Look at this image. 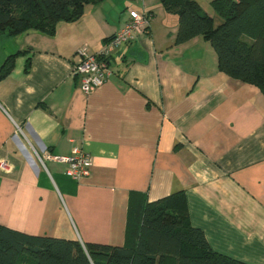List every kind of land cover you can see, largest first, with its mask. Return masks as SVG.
Wrapping results in <instances>:
<instances>
[{"label":"crops","instance_id":"crops-1","mask_svg":"<svg viewBox=\"0 0 264 264\" xmlns=\"http://www.w3.org/2000/svg\"><path fill=\"white\" fill-rule=\"evenodd\" d=\"M128 8L149 14L147 30L117 47L105 81L84 92L73 75L81 50L100 51ZM177 28L159 0H103L54 36L23 32L5 51L29 48L31 65L25 72L18 56L0 81V224L123 245L130 205L181 190L214 251L264 264V96L219 71L201 36L175 44ZM75 147L91 157L80 180L47 157Z\"/></svg>","mask_w":264,"mask_h":264},{"label":"trees","instance_id":"trees-1","mask_svg":"<svg viewBox=\"0 0 264 264\" xmlns=\"http://www.w3.org/2000/svg\"><path fill=\"white\" fill-rule=\"evenodd\" d=\"M102 1L0 0V34L54 36L59 22L74 23L87 4ZM159 1L178 17L175 44L201 36L213 47L219 71L257 86L264 96V0H211L210 10L198 0ZM20 55L25 56L24 71L30 70L29 48L17 50L1 63L0 81ZM171 258L173 264H246L209 246L203 231L191 225L181 190L130 205L123 245L83 246L74 238L28 234L0 224V264H172Z\"/></svg>","mask_w":264,"mask_h":264},{"label":"built area","instance_id":"built-area-1","mask_svg":"<svg viewBox=\"0 0 264 264\" xmlns=\"http://www.w3.org/2000/svg\"><path fill=\"white\" fill-rule=\"evenodd\" d=\"M127 19L123 26L117 30L106 42L100 51L87 52L83 48L81 59L73 66V75L78 78L80 87L88 93L101 85L110 74L109 56L121 44L128 42L133 35L142 34L147 29L150 16L145 10L127 9ZM48 158L68 163L65 175L80 180L87 177L91 167L90 154L82 148H73L69 156H47ZM0 168L8 169L6 160H0Z\"/></svg>","mask_w":264,"mask_h":264},{"label":"rangeland","instance_id":"rangeland-1","mask_svg":"<svg viewBox=\"0 0 264 264\" xmlns=\"http://www.w3.org/2000/svg\"><path fill=\"white\" fill-rule=\"evenodd\" d=\"M89 5H93V4L90 3V4H87L86 6H89ZM84 12H85V9H84ZM25 34L26 33H20V34L13 35V36H6L4 34H0V55L5 54L7 56L9 54V52L7 54V53H5V51L13 49V47L16 46V43L18 42V40L25 37ZM5 55L2 58V60H0V65L3 62L4 58L6 57ZM171 259H172V264H173V258H171ZM171 259H169V260H171Z\"/></svg>","mask_w":264,"mask_h":264}]
</instances>
